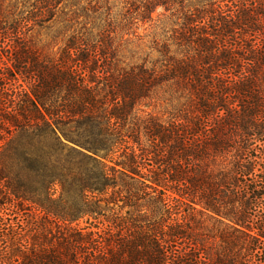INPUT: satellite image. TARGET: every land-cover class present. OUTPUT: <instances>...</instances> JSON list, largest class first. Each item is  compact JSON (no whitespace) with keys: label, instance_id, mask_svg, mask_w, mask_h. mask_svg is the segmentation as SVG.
<instances>
[{"label":"trees","instance_id":"obj_1","mask_svg":"<svg viewBox=\"0 0 264 264\" xmlns=\"http://www.w3.org/2000/svg\"><path fill=\"white\" fill-rule=\"evenodd\" d=\"M3 140L0 264H264V0H0Z\"/></svg>","mask_w":264,"mask_h":264},{"label":"rangeland","instance_id":"obj_2","mask_svg":"<svg viewBox=\"0 0 264 264\" xmlns=\"http://www.w3.org/2000/svg\"><path fill=\"white\" fill-rule=\"evenodd\" d=\"M161 13V10H158L157 12H156V14L154 15V19L155 20H157V16H158V14H160ZM157 23V25L159 24V22H156ZM156 25V24H155ZM146 28H148V27H146L145 26V29ZM154 29H155V27L152 29V30H149L148 29V34L150 33H153L154 32ZM140 34L141 35H145L146 34V32H144V31H140ZM36 36H35V38H36V40H38V41H40L39 42V44L41 45V46H43V45H46L47 43H48V41H50V38H49V32L47 31V30H40L39 31V33H38V31H37V33L35 34ZM57 50V48L55 49V51ZM20 82H22V79L20 80ZM20 82H19V84H20ZM157 111H163V107H157V109H156V112ZM5 139V138H4ZM3 143H4V140L3 141H0V148L2 147V145H3ZM12 211H14V213L12 212ZM15 211L16 210H13V208L11 207V206H8V205H0V220H2V219H4V218H7L8 219V223L9 224H17V221L20 219V220H22V221H26V218L25 217H21V216H16L15 215ZM27 215H28V213H27ZM82 224V223H81ZM82 226H84V224H82Z\"/></svg>","mask_w":264,"mask_h":264}]
</instances>
